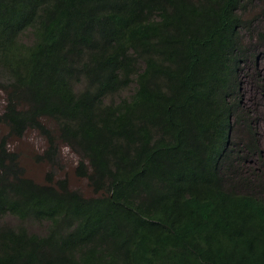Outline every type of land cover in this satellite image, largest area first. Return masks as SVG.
I'll return each mask as SVG.
<instances>
[{"label": "trees", "instance_id": "obj_1", "mask_svg": "<svg viewBox=\"0 0 264 264\" xmlns=\"http://www.w3.org/2000/svg\"><path fill=\"white\" fill-rule=\"evenodd\" d=\"M261 17L264 0H0V218L46 222H0V264H264V178L234 169L239 144L261 154L240 102ZM29 129L39 158L58 138L78 156L91 195L25 174L8 139Z\"/></svg>", "mask_w": 264, "mask_h": 264}, {"label": "rangeland", "instance_id": "obj_2", "mask_svg": "<svg viewBox=\"0 0 264 264\" xmlns=\"http://www.w3.org/2000/svg\"><path fill=\"white\" fill-rule=\"evenodd\" d=\"M253 14V13H251ZM256 30L264 29V18H259L255 25ZM256 34V32H255ZM20 41L31 43L33 33L31 29L24 30L20 36ZM241 104L248 108L253 117V125L257 129V144L259 152L248 154V150L239 144L240 156L246 161L238 169L243 175L254 178V182L260 177L264 178V50L259 55L243 65L240 75ZM132 85L119 95H129ZM3 103L0 93V107ZM47 125L57 134L56 125L53 121L45 119ZM8 132L7 127L0 123V138ZM8 142L12 149L19 153V161L23 166L25 174L37 182H45L51 173L53 179L67 177L71 188L77 189L85 195H91L92 189L87 178L77 174L76 166L78 156L73 153L58 138V153L53 162L39 158L46 147L45 138L35 129H29L21 137L10 136ZM0 222L18 226L23 224L31 232L42 233L45 230L46 222L24 221L11 214H6L0 218Z\"/></svg>", "mask_w": 264, "mask_h": 264}, {"label": "bare ground", "instance_id": "obj_3", "mask_svg": "<svg viewBox=\"0 0 264 264\" xmlns=\"http://www.w3.org/2000/svg\"><path fill=\"white\" fill-rule=\"evenodd\" d=\"M89 186V185H88Z\"/></svg>", "mask_w": 264, "mask_h": 264}]
</instances>
